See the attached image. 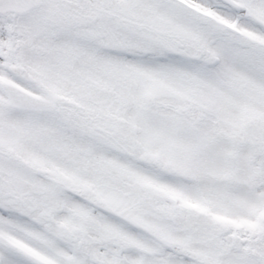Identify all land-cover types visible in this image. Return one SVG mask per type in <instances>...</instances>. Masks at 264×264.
Wrapping results in <instances>:
<instances>
[{
  "label": "snow or ice",
  "instance_id": "6c2138e0",
  "mask_svg": "<svg viewBox=\"0 0 264 264\" xmlns=\"http://www.w3.org/2000/svg\"><path fill=\"white\" fill-rule=\"evenodd\" d=\"M0 264H264V0H0Z\"/></svg>",
  "mask_w": 264,
  "mask_h": 264
}]
</instances>
